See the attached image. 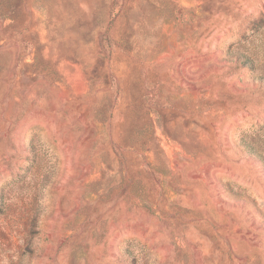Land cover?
Here are the masks:
<instances>
[{
  "label": "rangeland",
  "instance_id": "obj_1",
  "mask_svg": "<svg viewBox=\"0 0 264 264\" xmlns=\"http://www.w3.org/2000/svg\"><path fill=\"white\" fill-rule=\"evenodd\" d=\"M0 264H264V0H0Z\"/></svg>",
  "mask_w": 264,
  "mask_h": 264
}]
</instances>
